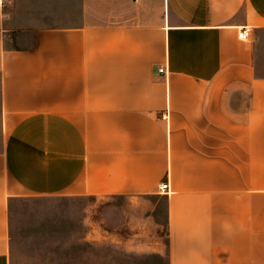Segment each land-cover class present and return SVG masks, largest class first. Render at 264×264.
<instances>
[{
	"label": "crops",
	"instance_id": "0c3cea01",
	"mask_svg": "<svg viewBox=\"0 0 264 264\" xmlns=\"http://www.w3.org/2000/svg\"><path fill=\"white\" fill-rule=\"evenodd\" d=\"M118 196L168 264H264V0L0 3V264L16 201Z\"/></svg>",
	"mask_w": 264,
	"mask_h": 264
},
{
	"label": "rangeland",
	"instance_id": "374dc122",
	"mask_svg": "<svg viewBox=\"0 0 264 264\" xmlns=\"http://www.w3.org/2000/svg\"><path fill=\"white\" fill-rule=\"evenodd\" d=\"M9 212L11 264H168L162 200L33 197Z\"/></svg>",
	"mask_w": 264,
	"mask_h": 264
},
{
	"label": "built area",
	"instance_id": "2783aa9c",
	"mask_svg": "<svg viewBox=\"0 0 264 264\" xmlns=\"http://www.w3.org/2000/svg\"><path fill=\"white\" fill-rule=\"evenodd\" d=\"M6 0H0V3L3 4ZM249 34H248V30L246 29H242L238 32V38L241 41H246L248 40ZM159 74H165V70H159ZM158 191L161 194H167L168 191V185L167 184H163L158 186Z\"/></svg>",
	"mask_w": 264,
	"mask_h": 264
}]
</instances>
